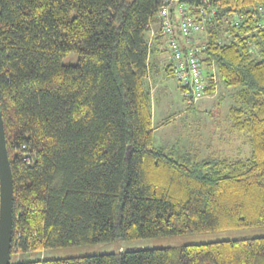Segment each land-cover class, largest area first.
<instances>
[{"label":"trees","instance_id":"obj_1","mask_svg":"<svg viewBox=\"0 0 264 264\" xmlns=\"http://www.w3.org/2000/svg\"><path fill=\"white\" fill-rule=\"evenodd\" d=\"M169 2L0 0L8 264H264V236L11 261L47 248L264 226V0L178 2L204 23L194 38L201 65L212 67L204 94L218 78L234 90L227 129L245 135L243 159H199L154 142L145 32L157 23L166 45L158 10ZM73 52L76 63L63 64Z\"/></svg>","mask_w":264,"mask_h":264},{"label":"rangeland","instance_id":"obj_2","mask_svg":"<svg viewBox=\"0 0 264 264\" xmlns=\"http://www.w3.org/2000/svg\"><path fill=\"white\" fill-rule=\"evenodd\" d=\"M166 48L165 45V50ZM166 52L168 54L167 50ZM165 54L163 53V55ZM163 55L161 60L165 64L167 60L164 59ZM76 61L77 55L73 52L65 56L62 63L75 64ZM211 68L208 67L207 70H211ZM163 87L166 91L160 87L158 92H155V88L151 87L155 116L153 121L154 142L156 145L167 148L180 145L192 154L198 155L199 159L212 154L225 155L232 159H243L249 156L250 146L245 135L242 133L229 134L227 129V111L234 104V90L224 87L218 78L213 95L205 94L195 103V106H190L187 109L184 100L182 101V94L175 78L168 76L167 83ZM173 115L177 116L174 117ZM258 236H264V226L47 248L41 252L13 254L11 261L84 256L114 252L117 249L180 246Z\"/></svg>","mask_w":264,"mask_h":264},{"label":"built area","instance_id":"obj_3","mask_svg":"<svg viewBox=\"0 0 264 264\" xmlns=\"http://www.w3.org/2000/svg\"><path fill=\"white\" fill-rule=\"evenodd\" d=\"M178 2L179 0H170L169 4L165 3L159 8L158 24L166 38L167 51L169 50L167 61L171 64L176 81L185 88L182 92L184 101L195 103L205 95L208 78L207 68L199 61V53L204 47L194 40L196 34L203 32L204 23H199L194 16L184 12L182 4L179 5ZM175 3L177 6L171 13L170 4L175 6ZM200 11L202 14V8Z\"/></svg>","mask_w":264,"mask_h":264},{"label":"water","instance_id":"obj_4","mask_svg":"<svg viewBox=\"0 0 264 264\" xmlns=\"http://www.w3.org/2000/svg\"><path fill=\"white\" fill-rule=\"evenodd\" d=\"M13 183L0 110V264H8L12 239Z\"/></svg>","mask_w":264,"mask_h":264},{"label":"crops","instance_id":"obj_5","mask_svg":"<svg viewBox=\"0 0 264 264\" xmlns=\"http://www.w3.org/2000/svg\"><path fill=\"white\" fill-rule=\"evenodd\" d=\"M157 23L152 22L150 24V29H148L147 32H145V41L148 45V71L147 76L144 79V83L146 87L150 90V95L152 96V89L151 87L155 88V92H158V89L161 87L164 91H166L165 85L167 83V73L165 70V64L162 63V55L164 59H167V52L165 50V43L163 42V39L158 37L157 34H153L154 29L156 28ZM167 62V61H166ZM154 106L153 101L151 97V116H152V131L155 129L153 127V121H154ZM180 114V113H179ZM178 115V114H177ZM177 115H173L176 117ZM169 119V118H167ZM170 120V119H169Z\"/></svg>","mask_w":264,"mask_h":264}]
</instances>
